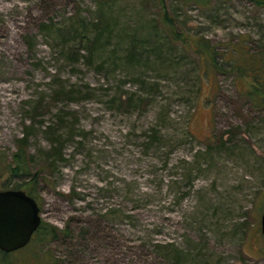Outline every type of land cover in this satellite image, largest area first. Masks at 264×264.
Masks as SVG:
<instances>
[{
    "label": "rangeland",
    "instance_id": "374dc122",
    "mask_svg": "<svg viewBox=\"0 0 264 264\" xmlns=\"http://www.w3.org/2000/svg\"><path fill=\"white\" fill-rule=\"evenodd\" d=\"M164 4L188 42L264 53V6ZM159 15L156 0H0V154L9 160L29 118L40 220L68 230L41 251L63 264H264V106ZM91 29L109 36L72 64Z\"/></svg>",
    "mask_w": 264,
    "mask_h": 264
},
{
    "label": "trees",
    "instance_id": "16d2710c",
    "mask_svg": "<svg viewBox=\"0 0 264 264\" xmlns=\"http://www.w3.org/2000/svg\"><path fill=\"white\" fill-rule=\"evenodd\" d=\"M192 1L204 3L207 0ZM246 1L252 3L256 7L264 6V0ZM156 2L160 8L159 17L163 24L165 34L171 39H179L183 43H188L193 52L200 58H203L205 64L212 70L232 73L238 86L239 95L244 97L245 100L255 108H262L264 106V53L249 51V48L244 44L243 40L230 44V52L225 51L219 53L205 38L191 37V42H188L186 38L188 36L175 31L170 17L166 12L164 0H156ZM106 25L109 24L106 23ZM71 31L76 32V28L73 27ZM100 31L101 30L96 31L91 29V33H93V38L91 39L84 38L82 35L84 33L82 32L78 41H84V43H86L83 48L84 53H80L79 49H75L73 52L71 51L72 64L76 63L81 57H86V60L89 59V57L93 55V42H96L98 39L108 38L109 34ZM125 43H127V48L123 51V55L126 56L125 58H130V54L136 50L137 43L131 39L126 40ZM61 50L62 52L64 51V49ZM64 59L66 58L64 57ZM32 125L33 122L28 118L27 124L22 126L20 136L15 139L16 148L10 154L9 160H6L4 154H0V177L4 176V180L0 184V189H22L34 199V185L36 183L37 172L34 171L31 173L29 170L31 155L27 151V141ZM53 127V124L46 125L45 132L50 133L52 136V138L50 137V151L58 155L61 147V140L56 137L60 135L55 134ZM224 132L228 133L229 131ZM47 164L49 165L51 162ZM67 234V226L64 228H57L55 225L40 220L38 227L25 246L12 252H3L0 250V264H63L61 259L55 257L51 253L49 254L48 252L41 251V248L45 243L57 241L58 238L66 236ZM153 245L158 248L161 246L174 249V245L170 242L165 244L156 243ZM171 257L172 256H170V258ZM159 264H177V262L174 257L171 259L166 257L163 259V262Z\"/></svg>",
    "mask_w": 264,
    "mask_h": 264
},
{
    "label": "water",
    "instance_id": "95a60500",
    "mask_svg": "<svg viewBox=\"0 0 264 264\" xmlns=\"http://www.w3.org/2000/svg\"><path fill=\"white\" fill-rule=\"evenodd\" d=\"M40 223L35 200L22 189H0V250L12 252L25 246ZM264 234V207L259 218Z\"/></svg>",
    "mask_w": 264,
    "mask_h": 264
}]
</instances>
